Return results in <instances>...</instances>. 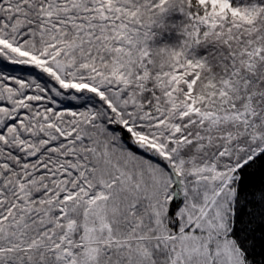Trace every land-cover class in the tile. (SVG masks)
I'll return each instance as SVG.
<instances>
[{"label":"snow or ice","instance_id":"obj_1","mask_svg":"<svg viewBox=\"0 0 264 264\" xmlns=\"http://www.w3.org/2000/svg\"><path fill=\"white\" fill-rule=\"evenodd\" d=\"M0 264H264V0H0Z\"/></svg>","mask_w":264,"mask_h":264}]
</instances>
